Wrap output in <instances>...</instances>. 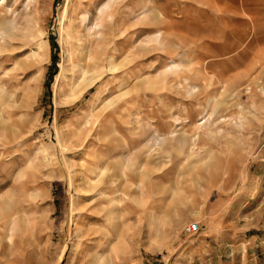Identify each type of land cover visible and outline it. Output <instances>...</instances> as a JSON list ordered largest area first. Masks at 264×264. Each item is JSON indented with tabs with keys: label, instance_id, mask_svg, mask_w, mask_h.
<instances>
[{
	"label": "rangeland",
	"instance_id": "obj_1",
	"mask_svg": "<svg viewBox=\"0 0 264 264\" xmlns=\"http://www.w3.org/2000/svg\"><path fill=\"white\" fill-rule=\"evenodd\" d=\"M0 264H264V0H0Z\"/></svg>",
	"mask_w": 264,
	"mask_h": 264
},
{
	"label": "built area",
	"instance_id": "obj_2",
	"mask_svg": "<svg viewBox=\"0 0 264 264\" xmlns=\"http://www.w3.org/2000/svg\"><path fill=\"white\" fill-rule=\"evenodd\" d=\"M200 230V225L198 222H191L186 224L184 231L188 234L196 233Z\"/></svg>",
	"mask_w": 264,
	"mask_h": 264
},
{
	"label": "bare ground",
	"instance_id": "obj_3",
	"mask_svg": "<svg viewBox=\"0 0 264 264\" xmlns=\"http://www.w3.org/2000/svg\"><path fill=\"white\" fill-rule=\"evenodd\" d=\"M111 2V1H110ZM101 9V8H100ZM65 15H66V13H65ZM99 17V16H98ZM98 25V24H97Z\"/></svg>",
	"mask_w": 264,
	"mask_h": 264
}]
</instances>
